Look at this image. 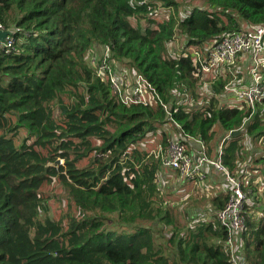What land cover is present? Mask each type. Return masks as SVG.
<instances>
[{
	"label": "trees",
	"instance_id": "16d2710c",
	"mask_svg": "<svg viewBox=\"0 0 264 264\" xmlns=\"http://www.w3.org/2000/svg\"><path fill=\"white\" fill-rule=\"evenodd\" d=\"M261 25L264 0H0V264H232L228 192L182 199L175 172L160 190L150 153L174 137L214 156L230 132L241 257L264 264V98L232 105L234 72L201 68L213 42ZM124 70L167 111L122 103L110 77Z\"/></svg>",
	"mask_w": 264,
	"mask_h": 264
},
{
	"label": "built area",
	"instance_id": "2783aa9c",
	"mask_svg": "<svg viewBox=\"0 0 264 264\" xmlns=\"http://www.w3.org/2000/svg\"><path fill=\"white\" fill-rule=\"evenodd\" d=\"M0 30L2 27L0 26ZM236 58L248 60L251 68L247 84L231 81L226 85V97L243 101L248 107H253L256 101L264 98V76L259 73L258 67L264 61V25L251 26L244 31L226 35L213 42L207 50V56L202 62L204 71L223 68V65L234 64ZM131 76V77H130ZM113 92L124 104H147L157 101L164 110L167 106L159 100L154 87L141 75L132 71H119L110 77ZM230 94V96H227ZM226 134L216 148L215 155L209 156L206 142L197 141L194 155L187 153L181 141L171 137L165 148L158 145L151 154L161 160V170L156 173L157 183L167 182L175 172L178 181H197L202 184L211 173L219 174L223 179L222 190L228 192L224 207L217 211L216 219L226 231L225 245L230 252L232 264H244L241 257V233L245 228L243 215L246 193L242 189V180L234 177L223 164V142L229 138ZM164 151V153H163ZM158 183V185H160ZM161 186V185H160Z\"/></svg>",
	"mask_w": 264,
	"mask_h": 264
},
{
	"label": "crops",
	"instance_id": "0c3cea01",
	"mask_svg": "<svg viewBox=\"0 0 264 264\" xmlns=\"http://www.w3.org/2000/svg\"><path fill=\"white\" fill-rule=\"evenodd\" d=\"M231 99H234V98H231ZM230 104L234 105V104H237V102L236 103L230 102ZM188 147L191 148L190 151L193 154L197 145L193 146V144L189 141ZM174 179L176 178L172 176V177H169V179H167L166 181L168 182V180H174ZM222 182H223V179L221 178V176L215 173L209 174L207 176V179L202 184H199V182L197 181H185L183 184V192H184L183 199L186 198L185 196L187 195L189 196V194H196V193H198L200 197L202 195L208 196L210 191L211 192L214 191L215 194H220L218 190H222V186H221Z\"/></svg>",
	"mask_w": 264,
	"mask_h": 264
},
{
	"label": "rangeland",
	"instance_id": "374dc122",
	"mask_svg": "<svg viewBox=\"0 0 264 264\" xmlns=\"http://www.w3.org/2000/svg\"><path fill=\"white\" fill-rule=\"evenodd\" d=\"M188 12H186V14H187ZM181 47H182V42H180V41H176V43H175V45H174V47H172L171 49L172 50H174L175 48H176V50H179V49H181ZM174 48V49H173ZM94 51H96V54H94V56L95 57H98L99 55H100V53H101V51L100 50H97V49H94ZM93 51V52H94ZM263 63V65H260L259 67H258V70L260 69V67L261 66H264V61L262 62ZM94 64V63H93ZM93 67H95V66H93ZM248 67H249V69H248ZM250 68H251V65L249 64V61L248 60H244V62H242L241 64H239V61L238 62H234V64H232V65H230V66H228L227 67V70H229V71H233L234 73L233 74H235L234 76H235V78H234V81L235 82H239V83H242V84H247L248 83V81H250L249 80V74H250V72L249 73H247V71H249L250 70ZM238 72H242V74L244 73L245 74V76L244 75H237L236 73H238ZM115 74L117 75V73L115 72ZM245 78V79H244ZM238 79H240V80H238ZM227 96H230V94H228ZM230 98V102L232 103H236L237 101L236 100H234V99H231V97H229ZM238 103H240V102H238ZM165 127H167V128H170L168 125H166ZM152 151V150H151ZM151 153V152H150ZM58 163L60 162V161H57ZM158 183H159V181H158ZM160 184V183H159ZM169 184H171V183H168V182H163V183H161L159 186H160V190H164V191H166V187H167V185H169ZM168 192H171L172 193V190L171 191H168ZM180 192V191H179ZM170 193V194H171ZM181 198L183 199V196H181ZM51 206H52V208H53V211H54V213H57V210H55V205H53V204H51ZM250 206V205H249ZM51 210V209H50ZM51 214H52V210H51Z\"/></svg>",
	"mask_w": 264,
	"mask_h": 264
},
{
	"label": "water",
	"instance_id": "95a60500",
	"mask_svg": "<svg viewBox=\"0 0 264 264\" xmlns=\"http://www.w3.org/2000/svg\"><path fill=\"white\" fill-rule=\"evenodd\" d=\"M9 33L7 30H0V40L4 38ZM236 132H230L231 135H235Z\"/></svg>",
	"mask_w": 264,
	"mask_h": 264
}]
</instances>
